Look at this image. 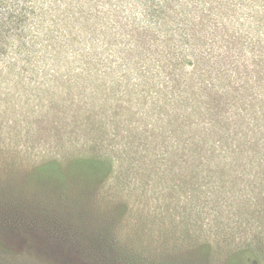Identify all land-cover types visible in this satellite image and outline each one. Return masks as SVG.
Returning a JSON list of instances; mask_svg holds the SVG:
<instances>
[{
  "label": "rangeland",
  "instance_id": "obj_1",
  "mask_svg": "<svg viewBox=\"0 0 264 264\" xmlns=\"http://www.w3.org/2000/svg\"><path fill=\"white\" fill-rule=\"evenodd\" d=\"M40 2L47 5L40 24L46 18L49 31L69 35L119 5V20L170 79L166 70L180 66L192 43L209 59L233 62L241 55L232 52L243 44L240 26L214 7L219 0ZM31 14L32 20L12 13L5 19L0 11V44L21 24L36 23L40 14ZM218 35L229 45L219 44ZM250 64L258 66H245L243 83L233 89L258 92L254 106L262 108L264 63ZM140 111L123 96L78 95L65 111L72 126L56 130L54 152L36 151V140L12 163H0V264H229L239 252L264 264V117L237 124L234 142L222 140L223 149L196 156L166 150L171 136L164 129L174 112ZM78 128L85 138L80 147ZM117 143L124 145L119 153L111 148Z\"/></svg>",
  "mask_w": 264,
  "mask_h": 264
},
{
  "label": "clouds",
  "instance_id": "obj_2",
  "mask_svg": "<svg viewBox=\"0 0 264 264\" xmlns=\"http://www.w3.org/2000/svg\"><path fill=\"white\" fill-rule=\"evenodd\" d=\"M119 7L114 5L113 15L102 22L86 21L83 31L77 29L69 35L63 30L49 31L46 18L40 24L47 8L40 0L26 4L5 0L0 9L5 19L9 13L14 18L28 16L29 20L33 19L32 11L40 15L36 23L13 29L17 34L4 35L0 44L4 49L0 54V163H12L17 153L28 152L36 140L40 142L36 151L54 152L58 148L56 130L66 122L72 126L71 114L66 116L65 111L78 95L98 101L112 95L126 97L131 99L133 111L141 109L138 115L160 107L175 110L191 117L193 127L204 133L218 130L230 118L235 110L228 104L233 85L243 83L245 66H258L250 64L251 60L264 63V0H219L214 7L234 16L240 26L243 44L232 48L233 53H241L239 59H209L192 43L180 66L166 70L172 72L173 79L143 50L128 24L119 20L115 11ZM214 39L229 45L227 36ZM255 78L252 74L251 79ZM143 100L147 103L141 108ZM76 136L75 146L80 147L85 138L79 128ZM123 147L122 143L111 146L118 153Z\"/></svg>",
  "mask_w": 264,
  "mask_h": 264
},
{
  "label": "trees",
  "instance_id": "obj_3",
  "mask_svg": "<svg viewBox=\"0 0 264 264\" xmlns=\"http://www.w3.org/2000/svg\"><path fill=\"white\" fill-rule=\"evenodd\" d=\"M233 95L228 100L234 111H231L229 119L225 120L219 125L218 130L211 133H204L202 129L193 127L194 121L191 117L184 115L181 112L172 110L171 118L166 122L164 129L165 134H170L171 138L167 140L168 149L182 152V153H197L196 156H202L208 150H221L224 148L222 140L234 142L235 136L238 131L237 124L249 123L253 119L264 117V107L257 108L254 106L258 92H254L251 88L232 89ZM264 96V94L262 93ZM225 111H229L226 107ZM247 134L252 133L250 130L246 131ZM166 147V146H165ZM229 149H236L233 144ZM103 163H97L96 167L101 168ZM241 255H247L240 260ZM186 263V262H185ZM183 263V264H185ZM258 264L253 255L249 252L236 253L233 255L229 264Z\"/></svg>",
  "mask_w": 264,
  "mask_h": 264
}]
</instances>
